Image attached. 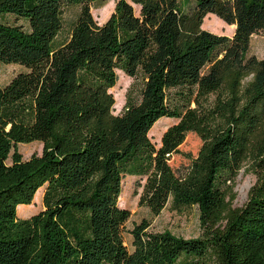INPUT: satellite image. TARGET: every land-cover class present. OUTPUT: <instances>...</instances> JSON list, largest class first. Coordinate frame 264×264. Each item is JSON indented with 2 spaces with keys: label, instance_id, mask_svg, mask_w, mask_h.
<instances>
[{
  "label": "trees",
  "instance_id": "trees-1",
  "mask_svg": "<svg viewBox=\"0 0 264 264\" xmlns=\"http://www.w3.org/2000/svg\"><path fill=\"white\" fill-rule=\"evenodd\" d=\"M101 1L0 0V64L27 69L0 86V264H264V58L249 54L264 0H194L191 13L181 0H115L103 25L92 14ZM209 14L234 36L204 30ZM119 71L142 86L114 115ZM162 118L179 121L158 148L149 133ZM190 133L203 146L180 176L169 162ZM33 142L42 155L23 160L18 146ZM246 163L257 182L234 209L227 189ZM127 175L145 178L140 202L154 215L170 200L197 206L203 238L142 221L130 249ZM43 187L44 210L20 219Z\"/></svg>",
  "mask_w": 264,
  "mask_h": 264
},
{
  "label": "rangeland",
  "instance_id": "rangeland-1",
  "mask_svg": "<svg viewBox=\"0 0 264 264\" xmlns=\"http://www.w3.org/2000/svg\"><path fill=\"white\" fill-rule=\"evenodd\" d=\"M186 13H191L195 6L194 0H181ZM115 0H103L92 7L94 19L101 25L106 23L111 15L115 12ZM139 9L136 7V11ZM80 12L79 7H72L66 10L64 19V28L58 37V43L61 44L67 40L71 32V28L76 21ZM3 21L12 24L24 26L28 29L26 21H18L12 16H3ZM203 29L220 36L232 38L235 29L224 23L221 19L213 14H209L204 19ZM250 55L256 56L259 59L264 58V36L255 35L251 40ZM27 69L18 64H0V86H6L19 73L25 72ZM141 81L125 75L123 72H118L117 84L110 90L115 99L113 106V114L121 115L126 106L127 97L131 94L134 98H138L141 89ZM213 101V99H212ZM213 103V102H212ZM177 119L162 118L158 121L149 133L151 141L159 148L162 143V137L169 127L178 123ZM203 146L201 138L195 134L187 135L185 142L179 148V152L171 157L170 165L180 176L185 175L191 165L192 159H195ZM44 145L41 142H33L29 144H21L18 146V151L22 154L23 160H29L32 156H40L43 153ZM11 163V159L8 161ZM257 182V175L253 167L246 163L240 171L235 181L230 182L228 194L235 196L232 203L234 209L243 208L249 199L251 188ZM145 178L127 175L123 180L122 193L119 199V206L130 211L131 217L125 225L124 238L126 245L131 249L132 236L130 232L133 228L142 221H148L150 227L148 232L161 233L169 232L172 235L184 239L203 238L201 225V212L197 206L176 210L172 206V202L167 204L165 209L159 214L154 215L148 207L141 205V195ZM45 187L39 190L36 194V201L31 205L22 206L25 209L21 213H25L27 217L44 210L43 195Z\"/></svg>",
  "mask_w": 264,
  "mask_h": 264
},
{
  "label": "crops",
  "instance_id": "crops-1",
  "mask_svg": "<svg viewBox=\"0 0 264 264\" xmlns=\"http://www.w3.org/2000/svg\"><path fill=\"white\" fill-rule=\"evenodd\" d=\"M25 206V205H24ZM25 208L22 206L18 207V217L20 219H25L27 217V215L25 213H21V211H23ZM32 217V216H31Z\"/></svg>",
  "mask_w": 264,
  "mask_h": 264
},
{
  "label": "bare ground",
  "instance_id": "bare-ground-1",
  "mask_svg": "<svg viewBox=\"0 0 264 264\" xmlns=\"http://www.w3.org/2000/svg\"><path fill=\"white\" fill-rule=\"evenodd\" d=\"M231 28L235 29V26H231ZM35 201H36V198H35L34 202H35Z\"/></svg>",
  "mask_w": 264,
  "mask_h": 264
}]
</instances>
